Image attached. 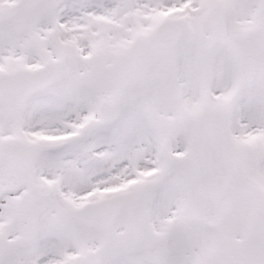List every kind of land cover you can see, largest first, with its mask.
Masks as SVG:
<instances>
[{
    "label": "snow or ice",
    "instance_id": "snow-or-ice-1",
    "mask_svg": "<svg viewBox=\"0 0 264 264\" xmlns=\"http://www.w3.org/2000/svg\"><path fill=\"white\" fill-rule=\"evenodd\" d=\"M0 264H264V0H0Z\"/></svg>",
    "mask_w": 264,
    "mask_h": 264
}]
</instances>
